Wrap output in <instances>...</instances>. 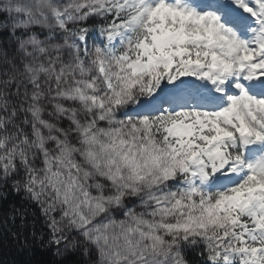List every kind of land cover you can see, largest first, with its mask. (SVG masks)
Instances as JSON below:
<instances>
[{
  "label": "snow or ice",
  "instance_id": "1",
  "mask_svg": "<svg viewBox=\"0 0 264 264\" xmlns=\"http://www.w3.org/2000/svg\"><path fill=\"white\" fill-rule=\"evenodd\" d=\"M240 101L264 105V0H0V201L38 206L51 264H264V122L214 119Z\"/></svg>",
  "mask_w": 264,
  "mask_h": 264
},
{
  "label": "clouds",
  "instance_id": "2",
  "mask_svg": "<svg viewBox=\"0 0 264 264\" xmlns=\"http://www.w3.org/2000/svg\"><path fill=\"white\" fill-rule=\"evenodd\" d=\"M192 29V35H200L204 37V42H206L204 46L207 52V56L205 58L211 64L215 65L217 70L222 67H226L224 61L227 60L231 55V49L228 47L227 42L220 37H213L210 30L205 31L204 29L200 28L198 23L193 24ZM212 53H215L216 55H212ZM214 119L220 124L231 125L232 123H235L237 127L241 128V130H247L249 123L264 122V105H251L244 101H240L234 104L228 111L219 114ZM142 143V140L136 141L135 143H125L123 145H118L117 148L113 150L111 157L116 164L121 165L122 171H128L127 167L123 166L124 161L121 160V156L125 153L128 157L134 158L136 162H138L142 167L145 165L146 158L148 157L149 153L147 147L144 151L141 150L140 145ZM164 162H168L167 158H165ZM187 162L188 161H185V163ZM257 195H259L261 199L250 200L248 203L255 204L258 210L264 213V207H261V205L264 204V194L258 193ZM219 207L220 205L217 206V208ZM223 207L226 211L231 212L235 207V201L223 202ZM199 211L202 210L192 209L193 214H196ZM212 211L213 215H215L216 209H213ZM130 252L131 249L129 248L125 249L122 254L129 256ZM129 264H133V262L129 260Z\"/></svg>",
  "mask_w": 264,
  "mask_h": 264
},
{
  "label": "trees",
  "instance_id": "3",
  "mask_svg": "<svg viewBox=\"0 0 264 264\" xmlns=\"http://www.w3.org/2000/svg\"><path fill=\"white\" fill-rule=\"evenodd\" d=\"M10 205H15L16 208H26L28 211L29 227L23 230L24 235L29 236L28 247H24L23 236L17 242L14 238L8 236L4 229H0V264H27L28 261H31V264H51L53 255L44 252L39 240L33 242L30 236L32 221H35L37 236H39L42 230L45 233L47 232L43 226V219L39 215L38 206L24 203L20 196L9 195L6 200L0 201V224H3V221L11 212ZM17 224H19V219H17Z\"/></svg>",
  "mask_w": 264,
  "mask_h": 264
}]
</instances>
